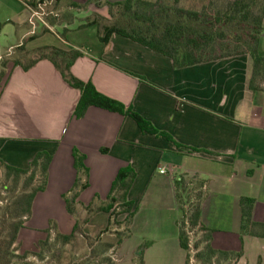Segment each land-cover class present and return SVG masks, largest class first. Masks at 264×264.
<instances>
[{
  "label": "crops",
  "instance_id": "1",
  "mask_svg": "<svg viewBox=\"0 0 264 264\" xmlns=\"http://www.w3.org/2000/svg\"><path fill=\"white\" fill-rule=\"evenodd\" d=\"M46 1L58 16L69 13L71 23L51 25L48 17L54 31L39 25L33 32L28 8L36 0H0V54L16 57L41 47L79 51L73 76L132 109L175 143L98 106L77 119L79 90L68 86L50 62L40 60L27 72L9 64L0 84V159L25 170L37 153L51 157L45 190L32 200L19 230L18 251H36L56 233L71 235L88 207L104 206L119 171L128 168L135 175L128 192L134 215L121 245L107 247L125 227L126 214L118 218L119 229L105 232L110 214L93 213L82 225L83 236L76 235L94 240L89 247L100 249L102 257L113 250L115 264H185L172 188L174 178L185 174L207 181L200 224L212 232L211 248L242 252L238 259L216 257L212 264H264V238L241 240L240 235L241 199H253L252 220L264 225V80H251L252 58L245 53L177 69L170 58L118 34L103 44L96 26L80 27L97 16L110 19L106 7L90 4L82 10L70 5L88 0ZM257 49L264 57V34ZM74 149L85 158L88 183L72 215L65 196L76 182Z\"/></svg>",
  "mask_w": 264,
  "mask_h": 264
},
{
  "label": "trees",
  "instance_id": "2",
  "mask_svg": "<svg viewBox=\"0 0 264 264\" xmlns=\"http://www.w3.org/2000/svg\"><path fill=\"white\" fill-rule=\"evenodd\" d=\"M179 2L180 0H125L111 3L107 0H88L84 5L71 4L70 7L85 10L90 4H93L97 7L107 8L110 19L97 16L90 23L80 26L82 28L96 26L99 39L103 44H107L109 37L113 34H118V36L170 58L177 69L246 53L252 58L253 78L251 80L258 76L264 80V57L258 53L257 49L258 41L264 34V0H228L214 10L203 5L198 10L200 4L197 3L194 5L195 8H184L179 6ZM71 18L69 13H63L50 19L49 23L51 25L62 22L71 23ZM80 55L81 53L76 50L64 51L56 47H41L16 57L4 56L0 61V84L4 79L8 64L21 67L27 72L38 61L44 59L54 66L68 86L79 90V101L73 111L75 118H83L90 107L98 106V108L116 111V113L132 118L142 132L159 138L164 137L175 143L170 135L156 131L151 124L136 115L132 109H127L117 101L99 94L91 83L82 82L73 76L71 67ZM72 154L76 182L69 195L65 196V204L68 213L73 215L75 201L87 187L88 171L84 166V156L76 149ZM50 163L51 157L42 152L36 154L25 170L8 166L0 159L2 177L4 176L7 180L14 179V182L24 179V190L15 199H11L5 207H2L0 264H33L28 262V259L34 257L41 260L45 248L51 247L53 242H58L62 246L69 245L76 235L83 236L82 225L89 220L93 213L107 212L110 214L105 232H109L115 227L119 229L121 224L117 222L118 218L126 214L125 227L115 233L116 239L107 245L109 249L116 250L129 233L128 226L133 218L134 210L133 202L128 198V192L134 182L135 175L131 169L126 168L119 171L116 180L111 185L104 206L88 207L86 209L87 217L79 223L76 222L71 235L63 236L56 233L51 240L48 238L39 242L38 250L21 254L18 251L17 236L25 220L31 214L32 200L38 192L45 190ZM206 187V180L188 177L185 174L173 180L172 188L176 207L181 216L180 222H178V243L186 251L185 264H189L192 258L191 251L195 252L193 258L197 264H212L216 257L238 259L242 256L241 250L231 255L216 251L209 245L212 232L200 224V205L206 196ZM240 204L241 240L246 235L264 238V225L254 222L251 217L253 199H241ZM192 235L198 238H194ZM84 239L90 245L94 241L90 237H84ZM62 254L61 251H54L51 260L58 261ZM51 260L46 264H52ZM257 264H260V261Z\"/></svg>",
  "mask_w": 264,
  "mask_h": 264
},
{
  "label": "rangeland",
  "instance_id": "3",
  "mask_svg": "<svg viewBox=\"0 0 264 264\" xmlns=\"http://www.w3.org/2000/svg\"><path fill=\"white\" fill-rule=\"evenodd\" d=\"M150 1H157V0H150ZM226 1L228 0H180L179 6L190 9L191 7L195 8L194 5L195 3H197L198 5L200 4L198 7V10L202 7L201 5L205 7L209 6L211 10H214V9H217L220 6V4H223ZM55 32L57 31L55 30ZM61 33L63 32L61 31ZM74 36L75 35H73V37ZM6 71H7V68H6ZM23 181H24L23 178L17 182H14V179L7 180L4 176L2 177V174H0V221H1V218H3L2 207H5L11 199H15V197L24 190ZM192 236L194 238H198L195 235H192ZM81 240L78 238H75L74 240L70 242L69 246L67 247L62 246L58 242L56 243L53 242L51 244V247L48 246L47 248H45V252L42 255L41 260L39 258L30 257L28 259V262L33 263V264H46L47 262L51 260V255L53 254V252L58 250V251L63 252V254L62 256H60L58 261L56 259L51 260L52 264H72L74 262L76 264H109V262H111V264H115V261L117 260L115 258L116 257L115 251L110 250L111 253H109L105 257H102L101 254H98V251L100 249H97L94 247L90 248L89 246L91 245L87 241L85 242ZM193 260H192L193 263L189 261V264H197ZM117 264H123V263H117Z\"/></svg>",
  "mask_w": 264,
  "mask_h": 264
},
{
  "label": "built area",
  "instance_id": "4",
  "mask_svg": "<svg viewBox=\"0 0 264 264\" xmlns=\"http://www.w3.org/2000/svg\"><path fill=\"white\" fill-rule=\"evenodd\" d=\"M50 6H51V3L49 1L36 0L35 5L33 7L28 8L30 11V17L28 18V24L31 27L33 32L36 31L39 25L44 26L45 29L49 31H52V32L54 31L53 28H51L47 24V18L48 17H58V14L55 11L49 10ZM3 57L4 55L0 54V60H2ZM163 172L164 171L162 170L161 173ZM191 254H192V258L190 259V262L193 263L192 260H193V255L195 254V252L191 251Z\"/></svg>",
  "mask_w": 264,
  "mask_h": 264
}]
</instances>
